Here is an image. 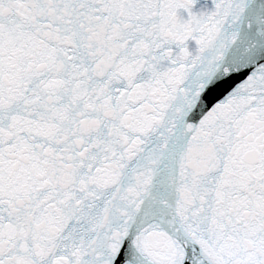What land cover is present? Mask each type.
Instances as JSON below:
<instances>
[{
	"label": "snow or ice",
	"instance_id": "1",
	"mask_svg": "<svg viewBox=\"0 0 264 264\" xmlns=\"http://www.w3.org/2000/svg\"><path fill=\"white\" fill-rule=\"evenodd\" d=\"M0 264H264V0H0Z\"/></svg>",
	"mask_w": 264,
	"mask_h": 264
}]
</instances>
